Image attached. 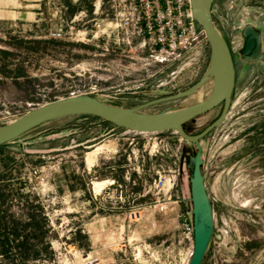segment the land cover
<instances>
[{"label":"rangeland","instance_id":"1","mask_svg":"<svg viewBox=\"0 0 264 264\" xmlns=\"http://www.w3.org/2000/svg\"><path fill=\"white\" fill-rule=\"evenodd\" d=\"M111 16L107 0H0V125L72 95L134 107L201 79L209 63L206 40L160 63L144 47L130 52L122 33L108 28ZM212 17L237 76L225 119L200 141L213 212L202 264H264V0H214ZM245 26L261 34L254 61L240 55ZM59 28L62 36L53 38ZM210 88L207 80L188 96L141 111L175 110ZM220 110L196 116L185 129L198 133ZM100 123L65 116L0 145V264L188 263L192 240L176 215L184 199L172 210H155L163 191L152 184L158 175L172 176L168 193L182 199L178 180L189 176L195 144L173 130Z\"/></svg>","mask_w":264,"mask_h":264},{"label":"water","instance_id":"2","mask_svg":"<svg viewBox=\"0 0 264 264\" xmlns=\"http://www.w3.org/2000/svg\"><path fill=\"white\" fill-rule=\"evenodd\" d=\"M214 0H189L192 17L205 32L209 46V63L201 79L190 88L166 97L152 99L134 107H121L102 102L87 95H72L35 107L13 121L0 125V145L51 120L70 115H93L115 127L135 132H160L173 130L183 140L195 144L194 155L189 157V200L191 203L192 253L187 264H202L213 234L212 205L205 187L202 172L200 141L225 119L236 83V69L230 48L212 17ZM241 58L254 61L259 57L261 34L252 26L242 30ZM211 80L209 93L195 103L158 113L141 110L149 105L188 96ZM221 106L218 116L200 132L188 134L183 124Z\"/></svg>","mask_w":264,"mask_h":264},{"label":"built area","instance_id":"3","mask_svg":"<svg viewBox=\"0 0 264 264\" xmlns=\"http://www.w3.org/2000/svg\"><path fill=\"white\" fill-rule=\"evenodd\" d=\"M111 8V17L107 26L122 33V39L129 51L138 54L144 47L147 55L154 61L163 63L176 56L179 51L187 50L201 40H206L202 27L192 17L189 0H107ZM101 9L100 4L95 13ZM97 29L101 23L95 22ZM63 29L51 33L59 38ZM174 178L158 175L153 180V188L163 191V197L157 196L153 208L165 212L173 204L183 199H174L168 193L173 187ZM183 212L176 215L181 221L185 235L192 240L190 207L182 201Z\"/></svg>","mask_w":264,"mask_h":264},{"label":"crops","instance_id":"4","mask_svg":"<svg viewBox=\"0 0 264 264\" xmlns=\"http://www.w3.org/2000/svg\"><path fill=\"white\" fill-rule=\"evenodd\" d=\"M14 9H16V8L14 7ZM20 9H22V8H20ZM26 13H29V12L26 11ZM98 121L101 122L100 124H103L106 127L108 126L111 129L112 128H117V127L111 126L110 124L108 125V123H105V122L101 121L100 119H98ZM98 149L99 148H95L92 151H98ZM92 151L87 152V154L91 153ZM92 164H93V162H92ZM92 164H90V166ZM177 191H178V194L180 195V197L182 199H184V203L186 204L188 202V199H189V182H188V176L185 177V175H182V177H179V180H178V190Z\"/></svg>","mask_w":264,"mask_h":264},{"label":"trees","instance_id":"5","mask_svg":"<svg viewBox=\"0 0 264 264\" xmlns=\"http://www.w3.org/2000/svg\"><path fill=\"white\" fill-rule=\"evenodd\" d=\"M236 72H237V71H236ZM236 76H237V73H236ZM219 113H220V112H219ZM79 116H84V117H95V116H93V115H84V114L79 115ZM217 116H218V115H217ZM217 116H216V117H217ZM216 117H215V118H216ZM95 118L100 119V118H98V117H95ZM215 118H214V119H215ZM193 119H194V118H193ZM193 119L189 120L188 122L192 121ZM214 119H213V120H214ZM100 120H101V119H100ZM213 120H212V121H213ZM101 121H103V120H101ZM212 121H211V122H212ZM103 122L108 123V124H110L111 126H114V125H112V124L109 123V122H106V121H103ZM188 122H186V123L183 124V128H184V130H185L186 132H187V130L185 129V125H186ZM211 122H210V123H211ZM206 126H207V125H206ZM206 126H205V127H206ZM114 127H115V126H114ZM199 132H200V131H199ZM187 133H188V134H192V133H189V132H187ZM4 252H5V251H4Z\"/></svg>","mask_w":264,"mask_h":264},{"label":"bare ground","instance_id":"6","mask_svg":"<svg viewBox=\"0 0 264 264\" xmlns=\"http://www.w3.org/2000/svg\"><path fill=\"white\" fill-rule=\"evenodd\" d=\"M87 161H88L89 164H92V153L88 154ZM99 185H100L99 183H95L94 187H97Z\"/></svg>","mask_w":264,"mask_h":264},{"label":"flooded vegetation","instance_id":"7","mask_svg":"<svg viewBox=\"0 0 264 264\" xmlns=\"http://www.w3.org/2000/svg\"><path fill=\"white\" fill-rule=\"evenodd\" d=\"M226 40V42H227V44H228V46H229V43H228V41H227V39H225ZM229 48H230V46H229ZM230 51H231V49H230ZM231 54H232V57H233V60H234V66H235V69H236V60H235V58H234V54L232 53V51H231Z\"/></svg>","mask_w":264,"mask_h":264}]
</instances>
